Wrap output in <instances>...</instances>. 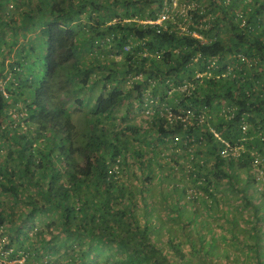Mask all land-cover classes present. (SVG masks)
<instances>
[{"label": "trees", "instance_id": "16d2710c", "mask_svg": "<svg viewBox=\"0 0 264 264\" xmlns=\"http://www.w3.org/2000/svg\"><path fill=\"white\" fill-rule=\"evenodd\" d=\"M210 1L211 4L190 7L183 15L177 10L167 12L171 0H36L34 4L23 0L30 11L28 15L21 12V23L26 26L36 20L39 25L35 38L28 40V48L23 45L10 64L15 82L5 86L0 82V133H10L20 146L16 161L12 153L8 156L12 166L8 159H0V194L4 195L0 205L5 204L0 207V227L6 214H14L10 202L12 196L22 197L18 192L22 184L17 178L24 176L60 211L65 231L74 234L76 240L82 235L89 239L88 250L94 244L108 245V251L119 250L122 256L110 264H195L173 237L168 241L176 260H171L168 251L153 238L156 226L149 227V220L140 222L133 208L138 202L149 207L144 196L149 191L152 163L160 169L164 164L152 144L178 135L174 146L191 156L188 173L197 191L189 190L181 177L176 178L174 198L168 200L170 207L180 219L187 217L189 222L194 215L189 216L180 204L183 196L189 194L195 210L202 203L207 211L239 194L244 209L252 210V217L244 220L242 227L237 226L239 218L228 213V208L224 214H216L227 217L232 236L252 241L247 252L250 263L254 264V260L255 264H264V184L254 185L259 167L264 171V6L262 0H254L258 2L256 6L244 0ZM163 11L168 13L163 24L141 21L155 19ZM11 20L12 16L8 22ZM224 28L228 30L225 37L220 33ZM0 40L1 54L9 42L1 35ZM100 45L104 54L124 57L119 61L112 58L110 64H105L93 56L96 61L88 65L79 58L85 48L91 51ZM125 45L129 48L125 49ZM247 60L259 68L250 72ZM111 64L102 73L103 91L85 114L84 136L75 144V124L64 99L89 84L94 67L103 69ZM3 69L0 60V70ZM141 71H145V84L134 80ZM125 73L130 89L136 88L138 96L142 95L143 85L153 81L151 100L165 101L171 108L169 116L156 110L146 125L123 127L131 133L154 132L155 141L150 136L145 140L148 150L141 145L131 149L121 131L108 126L102 118H107L129 96L118 83L126 78ZM119 74L113 82L112 77ZM56 94H60L57 100ZM74 101L83 104L81 96L76 95ZM10 104L22 111L20 116L12 118L7 108ZM204 108L210 114L205 119ZM6 116L11 119L7 121ZM24 117L38 120L45 143L34 145L37 136L17 132L18 126L11 125ZM173 155L175 152L171 157L177 162ZM129 169L139 174V199L136 189L120 177ZM174 172L171 169L165 176ZM257 193L261 195L255 197ZM4 197L11 201L6 204ZM31 204L30 214L38 208L50 209L38 206L36 200ZM19 218L6 245L14 244L13 253L26 248L28 251H22L27 252L28 259L31 254L45 257L57 247L50 244L38 248L33 243H23L20 225L25 217ZM40 234L37 230L35 238L40 240ZM205 238L212 245L213 231L200 239ZM193 242L190 240L191 246ZM78 254L83 257L86 252H71L69 264H86L77 260ZM223 264L241 263L227 260Z\"/></svg>", "mask_w": 264, "mask_h": 264}, {"label": "rangeland", "instance_id": "374dc122", "mask_svg": "<svg viewBox=\"0 0 264 264\" xmlns=\"http://www.w3.org/2000/svg\"><path fill=\"white\" fill-rule=\"evenodd\" d=\"M36 0H32L34 4ZM244 2H250L252 5L254 0H244ZM198 3V4H197ZM211 4L210 0H171L168 13H174L176 10L183 15L186 14L187 10L194 5H205ZM239 6L242 5L241 2L238 3ZM255 6L258 2L254 3ZM261 4L264 6V0H262ZM117 9H120V7ZM235 10L240 11L239 7H234ZM147 10V9H145ZM0 11L2 13V17L0 18V35L3 36L4 40H6L8 45L5 49H1L0 60L4 63V69L0 70V82L3 86L7 82H15V77L12 74V69L10 68V64L13 63L15 54L17 51H21L23 45L28 48V40L30 38H35L37 35L36 29H38L39 22L34 20L31 23H27L26 26H23L21 20L25 13L30 11L28 9V5L23 3V0H3L0 4ZM24 12V15L21 14ZM166 12V13H167ZM13 17L14 20L9 19ZM189 15L187 14V17ZM84 14H82V18H84ZM114 20V19H113ZM182 28H185V24H181ZM220 33L223 37L228 36V30L222 29ZM23 34H25V38H23ZM80 41V40H79ZM0 45H2V40H0ZM126 49V48H125ZM102 45L96 47L95 50H88L85 48L81 51L79 58H83L85 60V64L88 65L89 62H94L92 57L94 56L97 59L102 60L103 63L107 64L110 62L112 58L119 61L124 57V54L121 55H113L111 53L104 54ZM254 61L247 60L246 67L250 72L257 70L259 65L257 63H253ZM110 64V63H109ZM80 68L83 66L81 63L79 64ZM112 66L107 65L105 68L94 67L92 72L90 73V81L89 84L84 89H76L70 92L68 98L64 99V103L68 107L70 111L72 120L75 124V135H74V143L78 144L80 140L84 136V126L86 124L84 118L86 117V113L93 107L95 97L98 93L103 91L102 86V76L107 69ZM117 66L121 67L120 64ZM103 73V74H102ZM201 75L202 73H197ZM196 74V75H197ZM127 73H125V76ZM137 76H134V80L142 81V84H145L144 73H136ZM121 76L116 75L112 77V81H116V77ZM151 79V78H150ZM110 80V81H111ZM126 78L123 81L118 82L119 87L127 92L129 96L121 103L118 107L111 111V114L104 118L106 124L110 127H117L121 131V134L125 136L129 143L130 148L132 149L135 145H141L143 149L148 150V145L146 141L148 136L155 141L156 136L154 132L148 131L144 134L141 133H131L128 130H125L123 127L127 124L141 126L147 124V119L151 118L155 111L158 110V113L171 115V108L168 103L160 100H151L152 96L150 95V91L152 90L153 81L148 80L147 85H143L142 87V95L138 96V90L136 88H131ZM184 86L181 87V90H184ZM77 96H81L83 99V104H78L74 101V98ZM57 96V94H56ZM60 97V94H58ZM55 97V99H59V97ZM20 104H22L20 102ZM129 105V107H128ZM158 106V107H157ZM9 112L12 118L20 116L22 113L21 110L12 108V104L8 107ZM128 108V112L126 109ZM203 118H208L210 116L208 110L204 108ZM8 120L11 119L10 116H6ZM12 126H18L17 132L26 133L31 136H37V139L33 141L34 145H41L45 143V138L42 132L38 129L39 123L37 119H29L28 117L20 118L14 122H11ZM3 125V124H2ZM1 125V126H2ZM9 130L12 128L8 126ZM38 129V130H36ZM151 134V135H150ZM179 136L168 138L164 142H159L160 144H156L155 142L152 144L153 148L157 152V157L161 158L164 161L162 169L159 166L153 164L152 171H150V183H148L149 191L145 193V199L148 203L149 207H145L139 202L136 206H134V212L140 222L144 220H149V227L156 226L153 229V238L158 242V245L164 250L168 251L171 260H176L175 254L173 250L169 248L168 238L173 237L177 242L180 243L181 248L188 251L192 258V262L195 264H211V262H215L217 264H223V262L227 260H236L241 264H251L250 259L248 257V247L250 246V242H252L249 238H244V240H238V236H232V233L229 231V227H231L230 222L227 217L221 215L219 216L216 212L227 210L228 208L231 214H234L239 220L237 221V226L242 227L244 225V220L249 219V216L252 217V210L249 207L244 209L242 205V198L239 194L233 196L232 200H225V204L221 207H214L209 210H205L202 203H198L197 206L194 207L191 205L190 199L188 196H183L180 200V204L184 208L187 209V214L194 215L190 218L189 222L187 217H182L181 219L175 212V209L170 207L168 200L170 198H174V191L176 189L175 182L176 178L181 177L184 185L191 190L193 187V182L190 180V176L188 173V166L190 165V158L186 154V151L183 150L180 146H174L176 144V139ZM18 139L19 137L16 136ZM19 144L15 141L14 137L8 133V136L2 135L0 133V159L4 158L8 159L10 153L15 157V161L17 158V152L19 148ZM238 149H235V153L238 154ZM172 152H175V158L177 162L173 161L171 157ZM178 154V155H177ZM12 156V157H13ZM3 159V160H4ZM9 160V159H8ZM21 160V159H17ZM131 160V159H130ZM25 161V159H23ZM9 165L12 166L13 160L8 161ZM173 169L175 174L165 176V172L171 171ZM139 172V171H138ZM244 172V171H243ZM140 173V172H139ZM36 176V175H35ZM120 177L129 183L131 188L136 189V198L141 197L140 189L137 186V180L139 179V174L136 175L132 173V171L126 170L120 173ZM256 181H254V185L256 187H261L264 184V171L259 167L256 173ZM17 181L20 182L21 188L18 190L19 194L22 197H14L12 196V201L8 197H4L3 200L7 204L8 201L12 206V212H14L13 216L10 213L6 214L4 220L1 225V233L0 237L2 240H6L4 243V247L9 242L10 234H14V227L16 221L20 223L21 219L19 216H24V223L21 226V238L23 243H33L34 247L44 248L45 245L56 244L57 247L52 248L51 252L48 253L45 257H33V254L30 255L28 259V254L26 253L25 261L28 264H45V261H51L52 264H69L70 254L71 252L77 254L78 252H86L83 257L81 255L77 256L78 261H84L86 264H110L113 260H117L118 257L122 256L119 250L108 251V245L103 244L102 247H93L88 250V245L90 244L89 239L85 236H79V239L76 240L74 234H70L64 230L63 225L61 224V214L60 211L54 207V204L48 202L36 189V186L24 177L18 176ZM197 191V189H194ZM261 195V193H257L256 196ZM3 194H0V197H3ZM225 195L223 194V199ZM36 200L38 206L42 208H50L48 210H36L33 214H30L31 209V201ZM260 202V201H259ZM5 204H1L0 207L3 208ZM11 206V205H10ZM8 208L4 209V212H7ZM243 211V212H242ZM227 213V214H228ZM224 214V213H222ZM187 219V220H186ZM196 219V222H195ZM248 226V225H247ZM23 228V229H22ZM37 230L41 231L40 240L35 238V232ZM14 231V232H13ZM213 231L214 238L212 245H210L209 239L205 238L201 241V237L203 234L209 233ZM243 231H247L246 228ZM26 235L23 236L22 233ZM5 235V237L3 236ZM33 239V240H31ZM190 240L194 241L193 246L190 245ZM32 241V242H31ZM3 242V241H2ZM63 242V243H62ZM11 245V244H10ZM9 245V246H10ZM11 246H14L12 244ZM27 250L26 248H20L17 252H23L22 250ZM28 251V250H27ZM17 252L13 254H9V258H13L14 255H17ZM206 252V253H205ZM34 253V252H33ZM255 264V261H252Z\"/></svg>", "mask_w": 264, "mask_h": 264}, {"label": "built area", "instance_id": "2783aa9c", "mask_svg": "<svg viewBox=\"0 0 264 264\" xmlns=\"http://www.w3.org/2000/svg\"><path fill=\"white\" fill-rule=\"evenodd\" d=\"M168 16V13H166L165 11L161 12L157 18L152 19V18H147V19H143L141 21H148V22H152V23H158V24H163V20ZM115 19V18H114ZM193 35L199 36L201 38L202 35L199 34L196 31H192ZM205 39V38H204ZM125 48L128 49L129 45H125ZM0 231H1V227H0ZM0 234H2L0 232ZM5 237V235H3ZM3 241V242H2ZM6 240H2L0 237V264H28L25 259H26V253L24 252H17V255L15 254L14 257L11 259L9 258V254L13 253V246H8V247H4V243ZM45 264H52L51 261H45Z\"/></svg>", "mask_w": 264, "mask_h": 264}]
</instances>
